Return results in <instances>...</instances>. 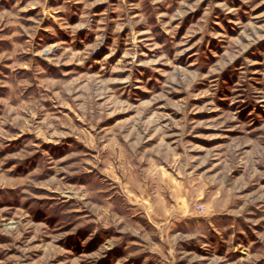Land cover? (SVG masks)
<instances>
[{"label": "rangeland", "instance_id": "374dc122", "mask_svg": "<svg viewBox=\"0 0 264 264\" xmlns=\"http://www.w3.org/2000/svg\"><path fill=\"white\" fill-rule=\"evenodd\" d=\"M0 264H264V0H0Z\"/></svg>", "mask_w": 264, "mask_h": 264}]
</instances>
